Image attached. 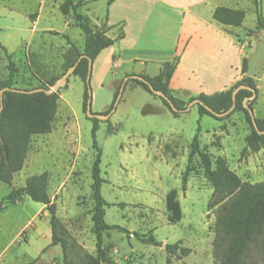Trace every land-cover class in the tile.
Wrapping results in <instances>:
<instances>
[{
  "label": "rangeland",
  "instance_id": "rangeland-1",
  "mask_svg": "<svg viewBox=\"0 0 264 264\" xmlns=\"http://www.w3.org/2000/svg\"><path fill=\"white\" fill-rule=\"evenodd\" d=\"M63 1L0 0L1 79L9 76L12 62L15 87L48 86L53 77L59 83L85 48V34L73 13L66 15L60 9ZM218 2L246 11L243 24L234 29L241 38L244 58H249L258 47L257 39L264 40V29H257L258 16L264 18V0ZM106 8L107 0H89L80 12L96 25V17L103 16ZM34 19L38 20L35 26ZM108 35L112 37L113 31ZM136 43L137 48L121 55V62L114 64L104 51L92 68V111L104 114L113 108L109 118L99 119L95 136L94 119L84 105L83 79L73 72L63 85L50 86L59 95L52 131L33 135L24 167L14 174L11 184L0 182V264H66L65 252L73 264H90V257L97 254L92 166L98 151L105 180L101 192L108 202L105 219L122 227L104 234L109 259L115 264H217V222L232 198L212 201L213 186L198 156L191 163L187 189H182L190 143L199 133L201 147L213 158L224 157L241 180L250 183L264 181V147L257 152L246 148L251 127L242 112L217 119L200 115L194 105L175 116L160 96L132 78L125 81L133 74L154 76L170 60L172 51L163 48L170 40L152 35ZM133 58L149 63L144 66ZM254 79L259 90L248 103L256 117H264V61ZM174 95L189 103L186 92L175 91ZM45 171L65 249L61 242L52 244L51 214L45 204L25 193L14 203L5 199L30 176ZM171 189L178 191L181 202L183 217L178 222L168 219L166 196ZM135 233L152 234L163 245L143 243ZM177 242L190 252L170 254L166 245ZM247 264H264V235L259 244L251 246Z\"/></svg>",
  "mask_w": 264,
  "mask_h": 264
},
{
  "label": "trees",
  "instance_id": "trees-1",
  "mask_svg": "<svg viewBox=\"0 0 264 264\" xmlns=\"http://www.w3.org/2000/svg\"><path fill=\"white\" fill-rule=\"evenodd\" d=\"M113 0H109V3ZM84 1L64 0L60 4L61 11L70 15L73 13V18L77 26H79L85 34V48L82 53L78 54L77 59L83 53L87 54L93 60L105 48L112 46L116 41L124 36L121 33L117 38L109 37L106 32L107 16L105 22L98 26L92 23L89 16L80 12ZM213 17L218 22L224 25L241 26L246 17V11L239 8H232L228 6H217L214 10ZM257 29H264V18L258 16ZM254 32V31H251ZM77 59L70 65H74ZM248 59H243L242 72L246 74L248 68ZM179 57L172 60L165 61L158 74L149 76L140 74L148 79L157 90L168 95L178 109H184L187 103L174 95L170 87V81L178 65ZM69 66V67H70ZM89 60L83 58L77 65L74 74L80 76L86 83V91L84 98V105L87 108L89 99L87 74H88ZM9 76L5 79L0 78V92L4 87L14 86V65L11 62ZM58 77H53L47 84L48 86H38L49 89L53 86ZM134 82L143 86L146 90L153 93L149 85L138 79H131ZM247 85L258 92L254 77L244 75L241 80L237 81L229 89L215 94L200 93L198 95L189 96V102L199 98L206 104L211 106L217 112H223L233 105L232 93L239 85ZM18 88V87H16ZM32 88V89H35ZM25 89V88H23ZM119 90L115 95L116 100ZM253 92L250 89H241L236 96V104L234 110L230 113L242 112L250 124L251 132L246 136V148L253 152H257L264 147V134H260L258 130H264V117H256L258 129L255 127L249 110L244 106L243 102L246 97L252 96ZM162 98V97H161ZM59 95L55 92L50 94L45 91H38L33 93H20L11 90H6L3 97V109L0 113V182L11 184L14 174L20 171L25 164L28 149L33 135L47 134L52 131L53 122L56 118L58 110ZM164 104L168 107L170 112L179 116L182 111H174L169 102L162 98ZM114 103V102H113ZM253 108L252 104L249 103ZM1 106V100H0ZM200 115H211L217 119L218 117L207 110L203 105L198 104ZM254 110V109H253ZM94 119L93 134L99 128V119ZM96 144V141H95ZM198 156L205 178L213 186L212 201L215 203L223 202L227 198H232L229 204L223 208V213L217 222L215 252L214 255L217 264H247V258L252 245L260 243L261 237L264 235V181L258 183H250L242 181L241 178L233 171L227 161L222 156H213L203 147H201L199 133H197L190 143V152L188 156V164L182 175V189H187L190 173L193 171L191 163L193 159ZM101 161L102 153L98 151L92 166V190L94 199L93 208V231L96 235V256L90 257V264H115L107 257L106 250L103 247L104 234L111 230L122 229L117 224H110L106 221V206L108 202L101 192L102 184L105 181L101 176ZM48 179L47 171L41 174L30 176L25 185L18 189H13L5 199L10 202H16L22 194L29 195L33 200L41 202L47 206L50 212V224L53 231L52 244L62 243L63 248H66L65 240L59 237L58 231L62 228L60 220L57 216L56 204L52 202L48 193ZM166 205L168 211V219L171 222H178L183 217L181 202L178 199V191L171 189L166 196ZM136 237L143 243L154 244L162 246V241L156 239L152 234L135 233ZM166 250L170 254H176L178 250L182 251L183 255H187L190 249L179 246V242L167 244ZM66 264H73L68 260L65 252Z\"/></svg>",
  "mask_w": 264,
  "mask_h": 264
},
{
  "label": "crops",
  "instance_id": "crops-1",
  "mask_svg": "<svg viewBox=\"0 0 264 264\" xmlns=\"http://www.w3.org/2000/svg\"><path fill=\"white\" fill-rule=\"evenodd\" d=\"M83 1L85 5L89 0ZM217 6L226 5L218 0H107L105 13L96 17L95 24L102 25L107 16L106 34L113 31L111 38L124 36L98 57L107 51L116 64L122 61L121 55L137 48V40L155 35L170 40L163 47L172 51L170 60L179 57L170 81L173 91L186 92L188 97L225 91L242 79L244 48L234 26L214 19ZM38 20L34 19V26ZM133 60L144 66L149 63L148 59Z\"/></svg>",
  "mask_w": 264,
  "mask_h": 264
},
{
  "label": "water",
  "instance_id": "water-1",
  "mask_svg": "<svg viewBox=\"0 0 264 264\" xmlns=\"http://www.w3.org/2000/svg\"><path fill=\"white\" fill-rule=\"evenodd\" d=\"M257 42H258V47L257 49L255 50V52L249 57L248 59V68H247V72H246V75L250 76V77H254L256 75V71H257V66L264 61V40L262 39H257ZM88 58L89 60V66H88V74H87V84H88V92H89V99H88V102H87V108H86V112L88 114V116L90 118H98V119H102V120H105L107 118H109L111 116V112L113 110L108 112V113H96V112H93L92 111V89L90 87V77H91V73H92V68H93V62L94 60L89 57L87 54L83 53L79 56V58L77 59L76 63L72 66H70L67 71L62 75V77H60L59 79V83H56L54 85V88L56 87H59L61 85H63L64 83L67 82V78L69 77L70 74H72L77 65L79 64V62L83 59V58ZM138 79V80H141L143 82H145L146 84L149 85V88L150 90L166 99L171 108L174 110V111H179L180 109L177 108V106L174 104V102L172 101V99L166 95L164 92L160 91V90H157L156 88H154V86L151 84V82L146 79L144 76L140 75V74H133V75H130V76H127L125 81H127L128 79ZM54 88H44V87H39V88H35V89H23V88H16V87H4L1 92H0V100H1V106H0V113L3 109V97H4V92L6 90H11V91H15V92H20V93H33V92H38V91H45L46 93L50 94L53 92ZM241 89H250L252 92H253V95L252 96H249V97H246L244 99V106L249 110V113L252 117V121L255 125V127L258 129V126H257V122H256V116H255V113H254V110L252 107H250L248 101L250 99H253L256 95H257V92L254 88L250 87V86H247V85H239L232 93V98H233V105L230 107V109L226 110V111H223V112H217L215 111L211 106H209L208 104H206L203 100L199 99V98H196L192 101H190L187 106L184 108V109H181L180 111L182 112H185V111H188L191 109L192 106L194 105H198V104H201L203 105L207 110H209L211 113H213L214 115L218 116V117H224L226 115H228L229 113H231L234 108H235V104H236V96H237V93L241 90ZM260 134H264V130L261 131V130H258Z\"/></svg>",
  "mask_w": 264,
  "mask_h": 264
}]
</instances>
